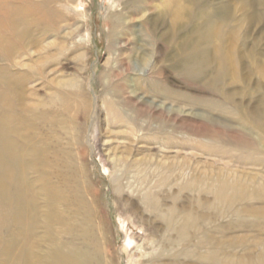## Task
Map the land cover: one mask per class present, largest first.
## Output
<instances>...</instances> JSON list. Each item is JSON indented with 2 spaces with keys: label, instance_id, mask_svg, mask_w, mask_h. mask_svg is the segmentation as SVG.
<instances>
[{
  "label": "rangeland",
  "instance_id": "374dc122",
  "mask_svg": "<svg viewBox=\"0 0 264 264\" xmlns=\"http://www.w3.org/2000/svg\"><path fill=\"white\" fill-rule=\"evenodd\" d=\"M253 1L0 0V264H264Z\"/></svg>",
  "mask_w": 264,
  "mask_h": 264
},
{
  "label": "bare ground",
  "instance_id": "6f19581e",
  "mask_svg": "<svg viewBox=\"0 0 264 264\" xmlns=\"http://www.w3.org/2000/svg\"><path fill=\"white\" fill-rule=\"evenodd\" d=\"M261 1V0H260ZM248 2V1H247ZM197 3V2H196ZM259 4V3H258ZM263 4V3H262ZM174 6V5H173ZM254 6H256V1H253V0H250V5H249V10H247V12L248 13H246V19H247V21L250 23V24H254V23H256V22H258V17H256L255 16V13L253 12V10H252V8L254 7ZM257 7H259V6H257ZM246 8H247V6H246ZM255 9H257L256 7H255ZM231 12V11H230ZM245 12H246V10H245ZM220 15H222V17H224V18H226L227 16H229V11H228V9H226V10H223V12H221L220 13ZM258 15V14H257ZM34 18V17H33ZM246 23V22H245ZM249 24V25H250ZM2 29V28H1ZM11 29H12V27H11ZM14 29V28H13ZM211 30H213L214 31V29H211ZM217 30V29H216ZM213 31H211V32H213ZM13 32V31H12ZM210 32V33H211ZM217 32H218V30H217ZM209 33V34H210ZM8 34V33H7ZM217 35H219V34H217ZM248 35V34H247ZM212 36V35H211ZM215 36H216V34H215ZM5 38V37H4ZM6 43V42H5ZM223 46V45H222ZM231 49V48H230ZM223 51V50H222ZM229 53V52H228ZM197 54V53H196ZM195 55V54H194ZM249 56V55H248ZM254 55L253 54H251V52H250V57L249 58H254L253 57ZM193 57V56H192ZM231 58V57H230ZM228 59H229V57L227 56V61H228ZM231 59H229V61H230ZM227 63V62H226ZM255 63V62H254ZM15 89V88H14ZM21 96V95H20ZM2 101V100H1ZM0 101V102H1ZM23 103V102H22ZM6 104V103H5ZM23 105V104H22ZM263 114V113H262ZM260 115V114H259ZM258 115V116H259ZM264 116V115H263ZM262 118V117H261ZM260 122V121H259ZM263 123V122H262ZM4 125V124H3ZM2 125V126H3ZM1 126V127H2ZM262 127V126H261ZM264 127V126H263ZM1 129V128H0ZM2 134L1 135H4L5 136V133L4 132H1ZM5 142H7V140L5 141ZM6 146H9V143L7 142L6 143ZM16 152V151H15ZM59 195V194H58ZM38 196V195H37ZM26 221H27V219H29V220H31L30 219V215L28 214L27 216H26ZM28 220V221H29ZM72 248V247H71ZM16 251V250H15ZM60 251H63V250H60ZM92 251H94V250H92ZM13 252V255L12 256H14L15 255V258H13L14 260H17L18 259V256L19 255H22L23 254V252H25L24 251V249L23 250H21L20 252H19V254H17L16 255V253L14 254V249L12 250V251H10V254ZM89 253V252H88ZM88 253H86V252H83V253H81L80 251H78V250H71V249H69L67 252H62L61 254H60V252H59V254L61 255L59 258H56L55 259V261H53L52 259V262H54L55 264H88L87 263V261H88ZM91 253V252H90ZM9 255V254H8ZM55 255H57V254H55ZM90 255V254H89ZM92 255V254H91ZM55 257V256H54ZM53 257V258H54ZM93 257H95V256H93ZM17 258V259H16ZM89 258H91V257H89ZM50 260V259H49ZM57 260V261H56ZM92 260V259H91ZM28 261H29V257H28ZM51 263V262H50ZM49 263V264H50ZM29 264V263H28ZM33 264V263H32ZM40 264V263H39ZM46 264V263H45Z\"/></svg>",
  "mask_w": 264,
  "mask_h": 264
}]
</instances>
